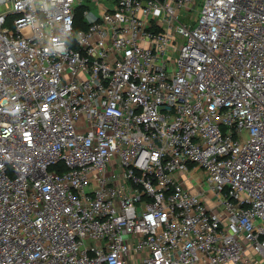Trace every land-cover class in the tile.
Here are the masks:
<instances>
[{
    "label": "built area",
    "instance_id": "2783aa9c",
    "mask_svg": "<svg viewBox=\"0 0 264 264\" xmlns=\"http://www.w3.org/2000/svg\"><path fill=\"white\" fill-rule=\"evenodd\" d=\"M79 6L0 0V264H264V0Z\"/></svg>",
    "mask_w": 264,
    "mask_h": 264
},
{
    "label": "crops",
    "instance_id": "0c3cea01",
    "mask_svg": "<svg viewBox=\"0 0 264 264\" xmlns=\"http://www.w3.org/2000/svg\"><path fill=\"white\" fill-rule=\"evenodd\" d=\"M85 1L86 0H80V6L77 8V10H76V13H78V9H81V11H82V15H81V17H82V23H84V24H86V21H85V17H84V12H86V13H88V15H87V18H93V17H98L102 12H103V10L104 9H106V8H112L113 7V5H114V2H115V0H106L107 2H108V4L109 5H105V4H103V3H97V8H96V14H94V13H92L91 12V10L90 9H88L85 5H84V3H85ZM93 1V0H92Z\"/></svg>",
    "mask_w": 264,
    "mask_h": 264
},
{
    "label": "rangeland",
    "instance_id": "374dc122",
    "mask_svg": "<svg viewBox=\"0 0 264 264\" xmlns=\"http://www.w3.org/2000/svg\"><path fill=\"white\" fill-rule=\"evenodd\" d=\"M97 3H103V4H105V5H109L108 4V2L106 1V0H97V1H95V0H86L85 1V3H84V5L88 8V9H90L91 10V12L92 13H94V14H96L97 12V10H96V6H97ZM204 174H203V172L200 170L199 172H198V176H197V178H196V180H201V181H204V176H203Z\"/></svg>",
    "mask_w": 264,
    "mask_h": 264
},
{
    "label": "trees",
    "instance_id": "16d2710c",
    "mask_svg": "<svg viewBox=\"0 0 264 264\" xmlns=\"http://www.w3.org/2000/svg\"><path fill=\"white\" fill-rule=\"evenodd\" d=\"M78 13L75 15V27L76 29H84L86 27V24L82 23V11L81 9H78Z\"/></svg>",
    "mask_w": 264,
    "mask_h": 264
}]
</instances>
